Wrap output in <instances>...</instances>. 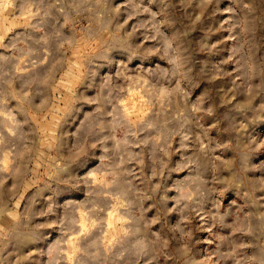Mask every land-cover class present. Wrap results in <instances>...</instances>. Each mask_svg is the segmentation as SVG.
Returning a JSON list of instances; mask_svg holds the SVG:
<instances>
[{
  "label": "clouds",
  "instance_id": "1",
  "mask_svg": "<svg viewBox=\"0 0 264 264\" xmlns=\"http://www.w3.org/2000/svg\"><path fill=\"white\" fill-rule=\"evenodd\" d=\"M0 264H264V0H0Z\"/></svg>",
  "mask_w": 264,
  "mask_h": 264
}]
</instances>
